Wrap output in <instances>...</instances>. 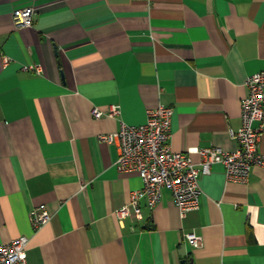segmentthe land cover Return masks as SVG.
<instances>
[{
	"label": "crops",
	"instance_id": "crops-1",
	"mask_svg": "<svg viewBox=\"0 0 264 264\" xmlns=\"http://www.w3.org/2000/svg\"><path fill=\"white\" fill-rule=\"evenodd\" d=\"M25 8L33 26L19 29ZM262 71L264 0H0V244L28 237L27 264H264L263 167L239 183L213 164L198 209L182 216L164 189L120 220L143 181L100 139L163 104L174 151L234 152L247 79ZM40 205L52 219L35 232Z\"/></svg>",
	"mask_w": 264,
	"mask_h": 264
},
{
	"label": "built area",
	"instance_id": "built-area-1",
	"mask_svg": "<svg viewBox=\"0 0 264 264\" xmlns=\"http://www.w3.org/2000/svg\"><path fill=\"white\" fill-rule=\"evenodd\" d=\"M34 8L17 10L13 22L19 29L31 28L34 22ZM10 60L4 58V64ZM24 70L41 74L39 65L25 66ZM246 86L248 96L241 106V126L238 131L231 130V136L239 147L228 152L220 147L191 148L176 152L171 145L172 109L160 104L148 111L147 121L141 125L122 123L119 131L104 134L100 139L115 144L118 149L117 169L122 173H138L143 188L133 192L128 205L117 210L120 220L128 216L142 218L141 201L145 200L152 210L161 201L162 190H168L179 212L198 209L201 196L199 176L208 174L213 164H222L228 181L246 183L254 166L264 168V154L259 144L264 134V71L248 77ZM119 107L112 106L107 112L93 110L97 119L104 116L115 117ZM200 161L196 162L194 156ZM52 219L46 205H40L30 212V222L35 232H39ZM186 240L194 247H200L201 238L195 233L186 235ZM30 239L21 236L6 244H0V264H27V250Z\"/></svg>",
	"mask_w": 264,
	"mask_h": 264
}]
</instances>
